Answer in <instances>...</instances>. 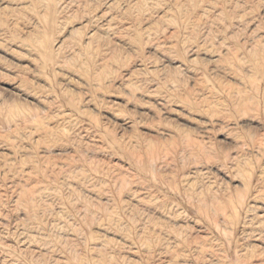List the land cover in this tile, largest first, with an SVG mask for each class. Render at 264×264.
Returning <instances> with one entry per match:
<instances>
[{"label": "rangeland", "instance_id": "1", "mask_svg": "<svg viewBox=\"0 0 264 264\" xmlns=\"http://www.w3.org/2000/svg\"><path fill=\"white\" fill-rule=\"evenodd\" d=\"M0 264H264V0H0Z\"/></svg>", "mask_w": 264, "mask_h": 264}]
</instances>
